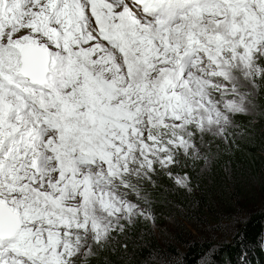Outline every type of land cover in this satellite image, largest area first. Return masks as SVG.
I'll return each instance as SVG.
<instances>
[{"label":"snow or ice","instance_id":"snow-or-ice-1","mask_svg":"<svg viewBox=\"0 0 264 264\" xmlns=\"http://www.w3.org/2000/svg\"><path fill=\"white\" fill-rule=\"evenodd\" d=\"M258 78L264 0H0V264H77L154 220L155 165L199 156Z\"/></svg>","mask_w":264,"mask_h":264},{"label":"trees","instance_id":"trees-1","mask_svg":"<svg viewBox=\"0 0 264 264\" xmlns=\"http://www.w3.org/2000/svg\"><path fill=\"white\" fill-rule=\"evenodd\" d=\"M254 104V115L231 114L221 137L197 135L201 153L185 156L179 170L187 188L175 186L165 173H153L143 192L154 214L161 218L177 207L182 221L197 232L193 222L241 212L230 241L228 235L222 242L186 236L175 225L165 238L141 217L124 233H112L81 264H264V81L259 78Z\"/></svg>","mask_w":264,"mask_h":264},{"label":"rangeland","instance_id":"rangeland-1","mask_svg":"<svg viewBox=\"0 0 264 264\" xmlns=\"http://www.w3.org/2000/svg\"><path fill=\"white\" fill-rule=\"evenodd\" d=\"M244 90L250 91L252 93V95L250 97L252 99V104L250 106H248V110L243 112L242 114L254 115L255 114V111H254L255 88H251L249 86L248 88H246ZM210 134L217 136V137H221V135H222V134H213V133H210ZM200 146H201V144H200ZM200 153L201 152L199 150V154ZM189 155H191V154H189ZM185 156L186 155L183 153L182 150L176 151L175 152V162L173 164L169 165L167 168H162L159 164L155 165L156 170L154 173H165L166 176L171 179V182L175 186L187 188L188 187L187 186L188 179H187L186 175H183L179 171L182 168L181 165L184 162L183 158ZM185 177H186V180H185L184 184L177 183L178 178H185ZM148 182L149 181H145L142 183V186H141L142 194H145L143 192H144V190L147 189L145 184ZM129 198L133 202H138L136 195L133 193L129 194ZM142 206H144V205H142ZM147 207H148V205H147ZM151 213L154 216V220L153 219H149V220L151 221V225L153 226L155 233H157V234L162 233L163 235H165L164 236L165 238H168V235L172 234V231H173V228L175 225V226H182V232L186 236H190V235L197 236V234H199L202 238L212 239L215 242L221 241L226 235H228V237H226V240L230 241L232 234L236 231V226H237V221H238L237 218H243L244 217L241 212L240 213H234V215H232V213H228V214L222 213L226 217L218 218L216 220H207L205 222L202 221L199 224L193 222V225L198 226V228H199L198 230L200 232L199 233L195 229L192 228L191 223H187L185 221H182V219H181L182 217H181L180 213L177 211V207H175L173 209V211H170V212L167 211L165 216L164 217L162 216L161 218L158 215L154 214L152 211H151ZM142 219H144V218H142ZM115 233H118V232H115ZM222 241H225V238ZM84 261H86V258H82L80 261H77V264H81Z\"/></svg>","mask_w":264,"mask_h":264}]
</instances>
